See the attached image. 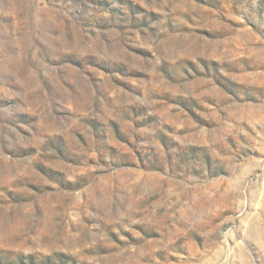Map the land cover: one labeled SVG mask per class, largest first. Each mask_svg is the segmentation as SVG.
<instances>
[{
  "label": "rangeland",
  "instance_id": "rangeland-1",
  "mask_svg": "<svg viewBox=\"0 0 264 264\" xmlns=\"http://www.w3.org/2000/svg\"><path fill=\"white\" fill-rule=\"evenodd\" d=\"M0 264H264V0H0Z\"/></svg>",
  "mask_w": 264,
  "mask_h": 264
}]
</instances>
